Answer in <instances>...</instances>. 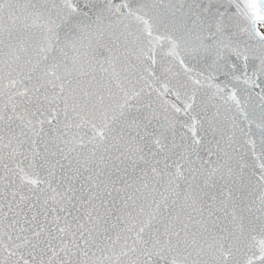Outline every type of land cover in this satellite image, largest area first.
I'll use <instances>...</instances> for the list:
<instances>
[{"label": "snow or ice", "instance_id": "snow-or-ice-1", "mask_svg": "<svg viewBox=\"0 0 264 264\" xmlns=\"http://www.w3.org/2000/svg\"><path fill=\"white\" fill-rule=\"evenodd\" d=\"M0 264H264V0H0Z\"/></svg>", "mask_w": 264, "mask_h": 264}]
</instances>
